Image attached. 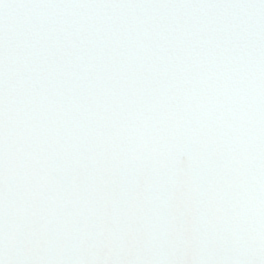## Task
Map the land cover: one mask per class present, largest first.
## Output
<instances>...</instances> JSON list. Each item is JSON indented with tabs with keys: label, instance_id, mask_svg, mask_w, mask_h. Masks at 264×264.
<instances>
[{
	"label": "snow or ice",
	"instance_id": "1",
	"mask_svg": "<svg viewBox=\"0 0 264 264\" xmlns=\"http://www.w3.org/2000/svg\"><path fill=\"white\" fill-rule=\"evenodd\" d=\"M0 264H264V0H0Z\"/></svg>",
	"mask_w": 264,
	"mask_h": 264
}]
</instances>
